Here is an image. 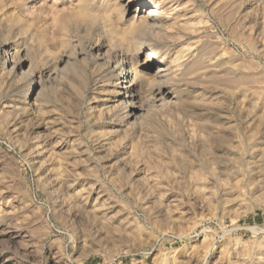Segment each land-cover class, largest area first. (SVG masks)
I'll return each instance as SVG.
<instances>
[{
	"label": "rangeland",
	"instance_id": "374dc122",
	"mask_svg": "<svg viewBox=\"0 0 264 264\" xmlns=\"http://www.w3.org/2000/svg\"><path fill=\"white\" fill-rule=\"evenodd\" d=\"M143 1L0 0V264H264V0Z\"/></svg>",
	"mask_w": 264,
	"mask_h": 264
},
{
	"label": "bare ground",
	"instance_id": "6f19581e",
	"mask_svg": "<svg viewBox=\"0 0 264 264\" xmlns=\"http://www.w3.org/2000/svg\"><path fill=\"white\" fill-rule=\"evenodd\" d=\"M138 0H129L128 4H132L134 2H137ZM140 1V0H139ZM152 2V1H151ZM147 4L150 5L148 0H145L142 2V8L141 10H146L148 8ZM152 6V5H151ZM159 8L158 6H154L153 8L151 7L150 11H149V15L147 16V19L151 20L157 18L156 15L160 14L159 13ZM158 13V14H157ZM157 20V19H156ZM154 21V20H153ZM150 23V22H149ZM93 48V47H92ZM95 49V48H94ZM101 49V48H100ZM92 54V53H91ZM5 56V55H4ZM106 56V55H105ZM107 57V56H106ZM105 58V57H104ZM98 59V58H97ZM112 59V58H111ZM111 59L109 61V63L111 62ZM103 58L98 59L99 63L101 62L103 65L106 64L103 62ZM13 61V60H12ZM11 61V62H12ZM100 63V64H101ZM112 63V62H111ZM114 63V62H113ZM112 63V64H113ZM108 64V63H107ZM13 66L11 67V71L12 70H19V64H16L14 62V64H12ZM114 65V64H113ZM112 65V66H113ZM121 66V65H120ZM23 68V67H22ZM105 68V67H104ZM130 67H119L118 65H114V70H116L115 73V78H116V97L125 105L130 106V111L128 114L129 118H134V117H138V115H140L141 113L143 114V112L145 111V106L141 105L138 103L139 101V96H138V92H137V83H136V74L132 73L129 69ZM21 71V70H20ZM25 71V70H24ZM23 71V72H24ZM15 72V71H14ZM165 69H163V67L161 65H159V70H158V76L159 78H164V73H165ZM25 74V73H24ZM58 77V73H54L52 75L49 76V80H55ZM56 81V80H55ZM169 94V93H168ZM160 95V93H159ZM163 95V94H162ZM165 98L162 97H156V99L154 100V103H160L163 104ZM118 100V101H119Z\"/></svg>",
	"mask_w": 264,
	"mask_h": 264
}]
</instances>
